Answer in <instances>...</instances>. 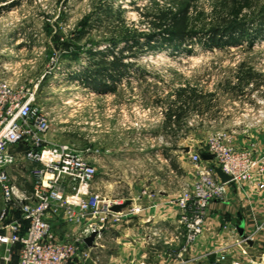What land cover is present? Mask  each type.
I'll return each mask as SVG.
<instances>
[{
	"label": "rangeland",
	"instance_id": "374dc122",
	"mask_svg": "<svg viewBox=\"0 0 264 264\" xmlns=\"http://www.w3.org/2000/svg\"><path fill=\"white\" fill-rule=\"evenodd\" d=\"M182 1L0 0L5 78L14 87L28 89V97L49 114L47 148L48 143L69 145L90 160L97 187L93 191L104 198L122 201L131 194L128 187L133 182L141 184L143 152L177 150V161L183 171L188 169V177L197 174L190 152L206 151L208 140L217 133L232 147L251 151L256 159L264 155V103L257 102H264V78L236 77L244 73L239 69L243 63L264 74V0L240 1L237 9L242 8L241 19L249 26L236 35L237 44L206 46L197 38L173 44L151 41L156 47L149 46L147 35L158 31L154 15ZM224 1L200 0L194 10H202L205 20H210L217 9L231 7ZM125 30L140 36L123 38ZM116 58H121L120 71L110 66ZM103 60L101 67L110 66L108 70L97 69ZM85 71L115 89L95 91L82 81ZM235 83L244 86L242 93L229 89ZM184 88L216 93V99H210L208 111L193 108L192 100L183 105L186 112L180 125L173 123L171 129L165 125L167 113L181 108L184 98L177 92ZM25 151V146L14 149L18 162L11 176L18 186H29L32 180ZM187 181L179 172L178 197ZM65 235L60 238H71Z\"/></svg>",
	"mask_w": 264,
	"mask_h": 264
},
{
	"label": "built area",
	"instance_id": "2783aa9c",
	"mask_svg": "<svg viewBox=\"0 0 264 264\" xmlns=\"http://www.w3.org/2000/svg\"><path fill=\"white\" fill-rule=\"evenodd\" d=\"M3 68L0 60V189L6 201L0 217V259L10 264L19 247L18 264H69L80 254L85 239L100 230L94 219L107 222L114 215L113 205L123 201L90 191L95 169L90 160L69 145L48 143L46 147L49 114L28 97V89L14 87L5 78ZM19 146L26 147L25 160L30 165L32 189L29 192L12 181V170L18 162L14 149ZM203 153L213 158L205 159ZM190 160L197 174L180 191L176 208V237L183 235L188 243L205 230L211 203L227 198L228 184L241 189L252 185L254 172L264 175V155L256 159L251 151L232 147L221 133L208 140L206 151L192 150ZM209 161L215 164L210 166ZM217 167L230 176V181L221 180ZM15 205H19L22 219L27 222L24 233L22 220L6 223L7 209ZM53 216L70 222L92 217L93 222L78 231L74 240L72 237L61 239L54 229ZM225 261L226 255L222 253L213 264H225ZM231 264L244 263L233 261Z\"/></svg>",
	"mask_w": 264,
	"mask_h": 264
},
{
	"label": "crops",
	"instance_id": "0c3cea01",
	"mask_svg": "<svg viewBox=\"0 0 264 264\" xmlns=\"http://www.w3.org/2000/svg\"><path fill=\"white\" fill-rule=\"evenodd\" d=\"M179 172L185 175L186 181L191 177H188V169L183 171L179 165L177 150L141 153V184L133 182L128 187L131 194L122 199L123 203L128 200L130 203L120 212L113 211L114 215H110L106 223L94 219L100 232L93 245L84 241L72 264H213L222 253L226 255L225 264L233 261L264 264V175L254 172L252 185L241 189L228 184L227 198L211 203L205 230L188 243L185 236L176 237ZM19 186L26 192L32 189L31 184ZM94 189L97 187L92 182L90 191ZM5 208L0 189V217ZM22 215L19 205L12 206L7 209L6 223L22 220L24 233L27 222ZM242 220L246 236L253 241V244L247 242V246L241 240L245 237L238 231ZM52 222L59 237L66 233L70 238L92 223L93 218L70 222L53 216ZM158 230L161 233H157ZM18 249L16 247L10 264H18ZM0 264L6 263L0 259Z\"/></svg>",
	"mask_w": 264,
	"mask_h": 264
},
{
	"label": "trees",
	"instance_id": "16d2710c",
	"mask_svg": "<svg viewBox=\"0 0 264 264\" xmlns=\"http://www.w3.org/2000/svg\"><path fill=\"white\" fill-rule=\"evenodd\" d=\"M199 1L200 0H183L180 4L161 8L158 13L154 15L155 20L153 22L154 28L158 31H154L147 35L149 38L147 41L149 46L156 47L150 45L151 41L159 42L168 40L172 43L173 41H192L197 38H202L205 41L204 44L206 46L214 44L215 47H221L225 44H237L238 37H236V35L238 32L240 31L243 34L249 26L248 23L243 22L241 19L242 8L237 9L241 0H225L224 2L228 3L231 7H228L226 10L217 9L215 15H213L210 20H205L206 14L202 10H194V7L199 3ZM244 1L246 4H249V0ZM124 32L123 38L126 39H137V37L140 36L138 33H136V35L134 33L130 34L131 32H129V30H125ZM225 37L228 38L225 39ZM135 44H139V41L135 42ZM173 46L175 49L179 48V44ZM92 53L93 51H91V54ZM104 62L105 61L103 60L101 63H98L97 69L104 68L105 70H108V67L111 66L113 70L120 71V67L122 66L121 58H116L115 61L110 63V66L101 67V64ZM244 67L248 68L247 71ZM239 69L244 71V73L236 74V77L241 81L245 79L261 81L264 78V74L252 72L251 67H246L244 63L239 66ZM81 78L84 83L89 84L95 91L107 93L115 89V87L108 85L106 81L93 80L92 76H90L87 72L84 73ZM259 85L260 84L257 83L256 88H258ZM229 89L234 92L242 93L244 91V86L241 83H235L233 86L229 87ZM177 93L181 99H184L181 108L178 107L176 110L170 109L167 113L165 125L169 128L171 127V124L173 125V123L177 127L180 125V120L183 118L184 112H186L183 105L186 107V104H189L191 100L194 102L193 108L202 112L205 111V109L208 111L211 107V98L216 99V93L203 94L196 88L180 89ZM206 98H209V100L205 101ZM201 99V104L195 103ZM204 102H207L206 106L204 105ZM198 105H200V107ZM213 106H216V103H214ZM173 116H176L175 121L173 120Z\"/></svg>",
	"mask_w": 264,
	"mask_h": 264
},
{
	"label": "water",
	"instance_id": "95a60500",
	"mask_svg": "<svg viewBox=\"0 0 264 264\" xmlns=\"http://www.w3.org/2000/svg\"><path fill=\"white\" fill-rule=\"evenodd\" d=\"M188 150H190V148H189ZM202 157L205 158V159H212V158H213V155H211V154H207V153H203V154H202ZM216 172H217V174L219 175V177L221 178V180H222L223 182H228V181H230V179H231L230 176H229L228 174H226V173L222 170L221 167H217V168H216ZM129 203H130V201L128 200V201H126L125 203H122V204H115V205H113V207L111 208V210L114 211V212H120V211H122L123 208H125ZM238 231H239V233H240V235H241L242 237H245V239L247 240L248 243L253 244V241H252L249 237H247L246 234H245V222H244V220H242L241 224L238 226ZM99 232H100L99 230L94 231L89 237H87V238L85 239L86 243H87L88 245H93V241H94L95 237L97 236V234H98Z\"/></svg>",
	"mask_w": 264,
	"mask_h": 264
}]
</instances>
